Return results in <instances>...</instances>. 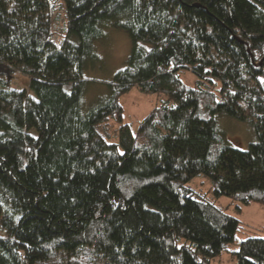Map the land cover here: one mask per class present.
Here are the masks:
<instances>
[{
    "label": "trees",
    "instance_id": "16d2710c",
    "mask_svg": "<svg viewBox=\"0 0 264 264\" xmlns=\"http://www.w3.org/2000/svg\"><path fill=\"white\" fill-rule=\"evenodd\" d=\"M106 26L131 52L84 111L86 58ZM16 72L27 89L11 86ZM262 76L264 0H0V264H210L239 220L187 182L205 173L216 195L264 204ZM135 86L167 99L108 143L97 127L122 119ZM219 112L253 125L246 150L217 129ZM236 256L264 264V237Z\"/></svg>",
    "mask_w": 264,
    "mask_h": 264
},
{
    "label": "rangeland",
    "instance_id": "374dc122",
    "mask_svg": "<svg viewBox=\"0 0 264 264\" xmlns=\"http://www.w3.org/2000/svg\"><path fill=\"white\" fill-rule=\"evenodd\" d=\"M64 16H59L55 26L57 34L56 43L64 34ZM104 35L93 42L92 55L86 58L84 76L87 82L81 97L84 111L105 100L109 95V87L106 82L114 79L116 72L123 69L128 61L132 40L123 29L106 26L103 28ZM74 43L78 39L72 35L70 38ZM147 49L151 44L140 42ZM181 80L188 86L201 87L199 79L190 69L179 72ZM262 79L264 76L261 77ZM11 86L22 90L28 88L29 78L21 73H14L10 78ZM218 87L214 91H218ZM167 95L164 93H143L136 86L120 98L122 105V119L114 116L99 123L97 129L108 143L119 144V128L122 124H128L132 132H136L140 120L154 107L158 106ZM216 127L224 137L235 147L246 150L250 143L256 140L254 127L247 121L236 119L224 112L214 113ZM187 184L210 198L217 206L239 220L235 239L228 241L221 253L213 257L210 264H238L236 251L239 242L251 237H264V204L250 202L246 205L236 204L227 195H216L212 183V177L200 173L192 177ZM238 206V207H237ZM1 235V231H0Z\"/></svg>",
    "mask_w": 264,
    "mask_h": 264
}]
</instances>
